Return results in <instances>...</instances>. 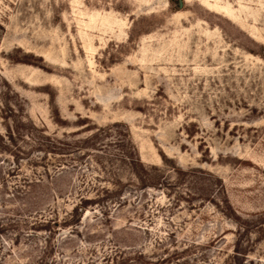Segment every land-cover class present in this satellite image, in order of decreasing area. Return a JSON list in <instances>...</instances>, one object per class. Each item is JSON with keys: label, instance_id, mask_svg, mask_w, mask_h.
Returning a JSON list of instances; mask_svg holds the SVG:
<instances>
[{"label": "rangeland", "instance_id": "1", "mask_svg": "<svg viewBox=\"0 0 264 264\" xmlns=\"http://www.w3.org/2000/svg\"><path fill=\"white\" fill-rule=\"evenodd\" d=\"M0 264H264V0H0Z\"/></svg>", "mask_w": 264, "mask_h": 264}, {"label": "trees", "instance_id": "2", "mask_svg": "<svg viewBox=\"0 0 264 264\" xmlns=\"http://www.w3.org/2000/svg\"><path fill=\"white\" fill-rule=\"evenodd\" d=\"M136 156V155H135ZM131 162H132V164H134V163H139V159H138V157H135V158H133V157H131ZM80 208H78V209H74V212H76V211H78ZM55 224V223H54Z\"/></svg>", "mask_w": 264, "mask_h": 264}, {"label": "water", "instance_id": "3", "mask_svg": "<svg viewBox=\"0 0 264 264\" xmlns=\"http://www.w3.org/2000/svg\"><path fill=\"white\" fill-rule=\"evenodd\" d=\"M179 5L182 6V2L181 1L179 2Z\"/></svg>", "mask_w": 264, "mask_h": 264}]
</instances>
